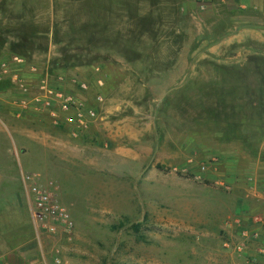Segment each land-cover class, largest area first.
<instances>
[{
	"label": "rangeland",
	"instance_id": "obj_1",
	"mask_svg": "<svg viewBox=\"0 0 264 264\" xmlns=\"http://www.w3.org/2000/svg\"><path fill=\"white\" fill-rule=\"evenodd\" d=\"M262 52L264 0H0V264H249L224 243L264 219V133L244 140ZM13 55L80 73L100 118L75 131L20 106ZM22 172L60 185L73 242L38 238Z\"/></svg>",
	"mask_w": 264,
	"mask_h": 264
},
{
	"label": "built area",
	"instance_id": "obj_2",
	"mask_svg": "<svg viewBox=\"0 0 264 264\" xmlns=\"http://www.w3.org/2000/svg\"><path fill=\"white\" fill-rule=\"evenodd\" d=\"M1 75L19 86L22 97L17 102L20 106L46 113L54 126L75 131L89 130L100 118L99 109L90 105L85 96L91 89L90 82L80 73L54 75L49 63L39 65L13 55L2 61ZM97 86L102 88L103 80H98ZM76 88L80 93L75 91ZM97 102H104L101 92ZM20 179L38 238L47 234L73 242L76 226L69 210L60 202V185L53 181L44 182L36 173L22 172ZM259 225H264L260 216L230 221L228 226L237 230L236 237L226 241L224 248L240 257L245 255L249 264H264V235ZM59 253L57 251L56 262L61 264Z\"/></svg>",
	"mask_w": 264,
	"mask_h": 264
},
{
	"label": "trees",
	"instance_id": "obj_3",
	"mask_svg": "<svg viewBox=\"0 0 264 264\" xmlns=\"http://www.w3.org/2000/svg\"><path fill=\"white\" fill-rule=\"evenodd\" d=\"M19 48V49H18ZM27 46H24V45H20L19 47L17 46V45H15V49L14 50H16V51H19V52H21V53H24V52H29V48H27ZM259 52V51H258ZM263 53V52H262ZM264 54V53H263ZM19 56H21V55H19ZM259 56H261V55H259ZM22 57H25V56H23L22 55ZM29 62H32L33 60H31V59H29L28 57H25ZM6 58H3V60H5ZM2 60V61H3ZM256 60L258 61L257 62V66H258V70H259V75H260V82H261V84H260V89H259V92H260V98L259 99H256L257 100V103H258V105H259V107H260V110L262 111L261 113H262V117H260V120H252V118H250V119H248V120H246V121H244V122H246V125L248 124V125H253V127H254V130H253V134H247V136H245L244 137V140H246V139H248L247 140V142L249 143L250 142V137L253 135V137L255 138V135H256V138H255V140H256V143L255 144H257V142L258 141H261V137H262V135H263V133H264V119H263V114H264V55H262L261 57H259V58H256ZM1 61V62H2ZM77 66H75L74 68H76ZM72 69V68H71ZM67 68H60V67H58V68H52L51 69V73L52 74H54V75H56V74H64V73H67ZM224 75H226V77H224V79H226V78H228V77H232V76H235L236 74H229V75H227V73L226 74H224ZM231 75V76H230ZM241 75H244V73L243 74H241ZM237 78H238V76H237ZM224 79H222L221 81H223ZM1 83H2V81H1ZM6 83H8V85H9V82L8 81H6ZM2 88L0 87V90H1ZM232 92V91H231ZM230 92V93H231ZM227 93V92H226ZM225 95V94H224ZM224 95L223 96H221V97H219V98H217V103H218V105L217 106H215V108H214V106H213V109L214 110H211L210 112L211 113H213V111H215L216 113H220V114H226L227 115V110H228V107H230V104L228 105V103L226 102V100H225V97H224ZM251 106H253V105H251ZM223 108V110L224 111H219L218 110V108ZM218 113V117L216 116V119L217 118H219L220 117V114ZM213 114H215V113H213ZM243 121V120H242ZM243 122V123H244ZM239 131H241L240 130V128H229V129H225V130H223L222 132H223V137L225 138V137H231L234 133H236V132H239ZM255 144H253V145H255ZM250 146H253V145H251V144H249ZM157 168L158 169H163V167L161 166V165H157ZM136 227V226H135Z\"/></svg>",
	"mask_w": 264,
	"mask_h": 264
},
{
	"label": "crops",
	"instance_id": "obj_4",
	"mask_svg": "<svg viewBox=\"0 0 264 264\" xmlns=\"http://www.w3.org/2000/svg\"><path fill=\"white\" fill-rule=\"evenodd\" d=\"M263 234H264V230H263Z\"/></svg>",
	"mask_w": 264,
	"mask_h": 264
}]
</instances>
